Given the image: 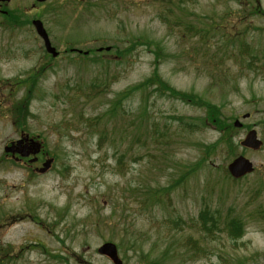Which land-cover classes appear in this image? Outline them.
<instances>
[{
    "label": "rangeland",
    "instance_id": "374dc122",
    "mask_svg": "<svg viewBox=\"0 0 264 264\" xmlns=\"http://www.w3.org/2000/svg\"><path fill=\"white\" fill-rule=\"evenodd\" d=\"M4 5L1 10L18 8L31 19L46 13L39 20L60 55L54 60L46 56L32 26L12 31L0 25L3 264H112L96 253L106 242L116 245L123 264H264V77L243 68L235 58L237 45L218 30L223 24L222 31H233L234 0H49L43 6L10 0ZM162 12L176 23H162ZM246 16L250 24L235 28L262 58L264 20ZM146 40L159 42L165 56L156 61L155 48ZM133 44L124 60L64 53L68 47H111L102 56L113 53L114 46L123 50ZM40 67L45 71L36 76L33 99L16 127L10 110L22 90L11 81L26 79ZM154 69L176 91L218 105L231 123L240 120L234 156L252 162L251 174L237 181L229 176L226 166L234 156L225 147L214 149L220 136L200 125L202 109L156 95L151 88L123 101L124 113L102 117L116 96ZM246 113L249 117L242 119ZM173 116L194 126L178 128ZM21 129L39 136L54 158L47 173L34 174L4 159L3 147ZM249 129L263 142L258 151L239 146ZM168 185L173 188L167 197L147 201L155 189ZM204 208L222 221L239 218L243 236L232 240L223 231L200 239L196 219ZM189 237L204 254L185 245Z\"/></svg>",
    "mask_w": 264,
    "mask_h": 264
},
{
    "label": "trees",
    "instance_id": "16d2710c",
    "mask_svg": "<svg viewBox=\"0 0 264 264\" xmlns=\"http://www.w3.org/2000/svg\"><path fill=\"white\" fill-rule=\"evenodd\" d=\"M161 4H164L165 0H157ZM169 1V0H168ZM171 1V0H170ZM238 8L236 11L232 14L235 23L232 25L233 31H222L221 27H223V24L218 25V30L223 34L224 37L227 38L230 44H236L238 48V54L235 56L238 61H240L243 68L249 72H252L254 74H262L264 77V56L262 58H259L255 52L253 51L252 47L249 45L247 38L238 33V30L235 28L239 24L243 25H249L250 23L247 22V16L246 14H249L250 16L258 17L264 20V8L262 6L261 0H234ZM180 0H177V3H179ZM39 5H45L39 4ZM5 7V5H2L1 9ZM7 8H4V13H0V25L3 27L10 28L12 31H16L22 28L30 27L31 26V17L27 15L26 11H22L21 9L15 8L6 10ZM46 15L44 14H37L36 18H43ZM34 18V17H33ZM160 21L164 24L171 25L172 23H176L173 18H171L169 15L166 17L163 15L159 16ZM188 24V23H187ZM189 29L192 28L190 24H188ZM201 32L202 35H204L205 31L204 29H200L199 33ZM185 35L180 34L181 38H184ZM148 45L154 46V55L156 57V61L161 58L162 56H165V52L163 49V46L159 42L149 41L146 40ZM134 44L131 46V48H124L119 49L117 46H114V54H102L97 52L96 50H89L88 54L86 56H83L81 58L83 59H90L92 55H94L93 58L97 57H106L105 55H114L118 59H126L130 51H132ZM111 50V48H110ZM106 52V51H102ZM107 53V52H106ZM163 53V54H162ZM80 57L79 55H76ZM100 58L97 60L100 61ZM51 60H54L50 58ZM235 62V63H238ZM156 63V62H155ZM217 65V64H216ZM214 65V66H216ZM45 71V67H40L35 70H33V73L28 78L18 79L11 81L15 85V89L19 92L22 90V95L20 97V100L13 103L12 108L10 110V114L13 118V123L16 127L21 125L23 122H21L24 112V107L29 108V102L33 99V94L36 89V83L35 78L37 75L43 74ZM217 83V82H216ZM152 89L154 94L160 95V96H166L170 99L177 100L183 103H189L195 106H198L200 109H202L204 113L203 119H200V125L202 126H209L212 127L214 130H216L219 133V139L214 143V149H218L219 147H225L227 154L229 157H233L236 151V143L233 141V137L236 134V128L233 127L230 118L224 117L221 107H219L216 104H213L212 102L208 100H204L199 96H196L194 94H189L185 92H178L175 89H173L171 86H169L159 75L158 70L154 69L152 73L149 75V77L145 78L143 81L134 84L125 90H123L118 96H116L109 104V107L107 110L103 113L102 117H105L107 119H110L112 117H116L119 112L121 111L124 113L122 104L123 101L127 100L129 97H131L133 94L140 92L144 93V91H147L148 89ZM10 94H13V92H9ZM143 115H146L147 109L144 105L141 106ZM29 110V109H28ZM98 119V118H97ZM173 122L177 123L178 128H187L194 126L193 123H190L185 120L182 116H173L172 118ZM173 125V124H172ZM189 129V128H187ZM103 141V138H102ZM99 145L101 146L102 143L99 142ZM209 151H205V155H208ZM123 154H120L117 158V164L120 167V169L123 168ZM191 172V168L188 169L187 172L183 174V176L180 178L181 181L184 182V179L186 176ZM227 174V173H226ZM264 185V181H262V186ZM173 188V185H168L166 187H160L154 190V192L151 193V195L147 198V201H151L152 203L155 202V199L153 197H157L159 195H165V197L168 196L170 190ZM257 220V219H252ZM264 220V218L262 219ZM196 227L197 231L199 232L202 240H205L203 237H211L215 232H225L227 237L232 240H237L241 238L244 234V224L243 222L234 216L225 217V220H221L220 216L217 215L215 211H212L210 209H202L198 217L196 219ZM200 243V240H199ZM185 245L189 248L193 249V253H202L204 254V251L201 250L197 240L193 238H187L185 241ZM1 253V252H0ZM0 264L6 260L7 253L0 255ZM59 258V256H57ZM189 259H191L189 257ZM3 264V263H2Z\"/></svg>",
    "mask_w": 264,
    "mask_h": 264
},
{
    "label": "water",
    "instance_id": "95a60500",
    "mask_svg": "<svg viewBox=\"0 0 264 264\" xmlns=\"http://www.w3.org/2000/svg\"><path fill=\"white\" fill-rule=\"evenodd\" d=\"M9 1L10 0H0L1 3L9 2ZM45 1L47 0H36V2L38 3H42ZM32 25L35 29L36 34L41 38L45 51L49 53L52 57H56L57 52L51 46L42 23L39 20H33ZM106 50H108V48ZM234 126L240 127L241 124L236 120L234 122ZM23 140H26V139L17 141L16 145L14 143H11L10 146L4 148V151L6 153L17 152L22 156H28L29 152H26L24 150L25 149L24 146L20 148V145L23 143ZM35 144H34V150L31 152L32 154H36L39 152L40 145L38 144L35 145ZM261 145H262V142L257 138V134L255 130L248 131L244 139L240 142V146L251 149V150H258ZM35 160L36 159H33L32 161H35ZM50 163H51V160L46 161L43 164V167L39 170V172L41 173L45 172L49 168ZM227 170L233 178L238 179L250 173L253 170V165L248 159L244 158L243 156H238L234 158L227 165ZM97 253L100 255L106 256L113 264H122L121 260L118 257L116 246L112 243L107 242V243L102 244L97 249Z\"/></svg>",
    "mask_w": 264,
    "mask_h": 264
},
{
    "label": "flooded vegetation",
    "instance_id": "af4514ba",
    "mask_svg": "<svg viewBox=\"0 0 264 264\" xmlns=\"http://www.w3.org/2000/svg\"><path fill=\"white\" fill-rule=\"evenodd\" d=\"M30 137V136H29ZM34 140L38 139L37 137L36 138H33ZM44 153H40L37 157V162L35 163H32L30 164L29 160L32 158V156H29L27 158H22V159H18L16 162H19V163H22L23 165H25L26 167L30 168V169H36V167L42 163V160H43V157H45L43 155ZM16 154H15V158H16ZM18 157V156H17Z\"/></svg>",
    "mask_w": 264,
    "mask_h": 264
}]
</instances>
